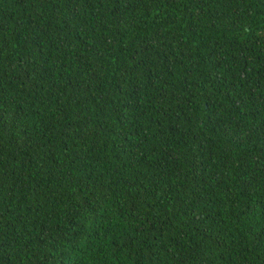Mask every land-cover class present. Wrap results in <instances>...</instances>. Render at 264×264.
I'll return each mask as SVG.
<instances>
[{"label": "trees", "instance_id": "1", "mask_svg": "<svg viewBox=\"0 0 264 264\" xmlns=\"http://www.w3.org/2000/svg\"><path fill=\"white\" fill-rule=\"evenodd\" d=\"M0 264H264V0H0Z\"/></svg>", "mask_w": 264, "mask_h": 264}]
</instances>
